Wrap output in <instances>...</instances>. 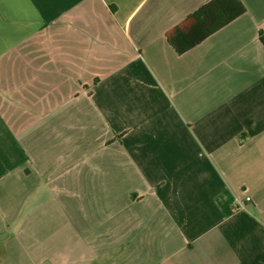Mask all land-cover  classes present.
<instances>
[{"label":"crops","instance_id":"1","mask_svg":"<svg viewBox=\"0 0 264 264\" xmlns=\"http://www.w3.org/2000/svg\"><path fill=\"white\" fill-rule=\"evenodd\" d=\"M210 1L0 0V264H264V0L178 54Z\"/></svg>","mask_w":264,"mask_h":264},{"label":"trees","instance_id":"2","mask_svg":"<svg viewBox=\"0 0 264 264\" xmlns=\"http://www.w3.org/2000/svg\"><path fill=\"white\" fill-rule=\"evenodd\" d=\"M244 13L239 0H211L174 27L167 35L168 42L182 54ZM260 40L264 45V36Z\"/></svg>","mask_w":264,"mask_h":264},{"label":"built area","instance_id":"3","mask_svg":"<svg viewBox=\"0 0 264 264\" xmlns=\"http://www.w3.org/2000/svg\"><path fill=\"white\" fill-rule=\"evenodd\" d=\"M251 198L250 197H245L244 198V201H238V203H237V209H242V208H244V203L245 202H247V201H249Z\"/></svg>","mask_w":264,"mask_h":264}]
</instances>
